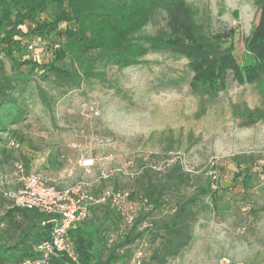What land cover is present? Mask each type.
<instances>
[{
  "label": "rangeland",
  "instance_id": "374dc122",
  "mask_svg": "<svg viewBox=\"0 0 264 264\" xmlns=\"http://www.w3.org/2000/svg\"><path fill=\"white\" fill-rule=\"evenodd\" d=\"M186 1L206 34L234 30L231 42L241 64L244 39L257 20L255 0ZM52 16L48 11L40 16L41 22H50ZM156 29L150 25L142 33ZM36 38L31 41L33 50L21 51L20 56L42 63L46 41ZM4 65L9 73L7 59ZM98 70L104 82L84 80L70 91L42 83L38 73L15 94L24 116L12 127L18 137L3 136L8 162H20L26 172L50 178L59 189L83 182L92 186V193L115 185L135 191L134 180L146 169L159 180L165 169L179 162L194 181L211 179L218 201L216 208L199 215L192 227V245L176 264H217L222 257L264 264V176L253 167L250 188L245 189L233 180L236 169L230 161L236 155H251L258 164L264 161V119L250 125L264 107V76L251 85H239L229 76L226 90L207 96L205 112L198 117V97L190 91L192 74L182 58L150 53L138 66ZM38 87L46 93L49 109ZM100 174L109 178L100 180ZM4 175L1 197L17 188L14 173L7 170ZM7 205L0 198V216ZM92 218L90 213L88 220ZM3 231L5 225L0 235ZM192 252L196 258L190 261Z\"/></svg>",
  "mask_w": 264,
  "mask_h": 264
},
{
  "label": "trees",
  "instance_id": "16d2710c",
  "mask_svg": "<svg viewBox=\"0 0 264 264\" xmlns=\"http://www.w3.org/2000/svg\"><path fill=\"white\" fill-rule=\"evenodd\" d=\"M254 4L257 20L244 39L240 64L231 42L234 30L206 34L186 0H0V179L7 170L14 173L18 162H8L9 151L3 148V136L18 137L12 127L24 116L15 94L23 92L38 73L42 83L70 91L84 80L104 82L99 68L126 69L138 66L150 53L168 52L187 61L190 91L198 97V117L205 112L207 96L226 90L229 76L239 85L257 82L264 76V0ZM48 11L53 12L52 19L41 22L40 16ZM150 25L156 31L143 34ZM34 37L46 41L45 62L20 56L26 50L22 42L31 44ZM1 54L10 63L9 73ZM38 88L49 109L46 93ZM253 116L250 125L264 119V107ZM230 161L236 169L233 180L245 189L250 188L253 167L264 176V161L255 163L251 155H236ZM150 173L151 169L142 172L134 180L137 189L127 191L135 212L130 226L109 202L92 208V220L67 233L75 259L62 254L49 264H129L141 248V264H168L189 247L199 215L216 208L217 189H212L211 179L194 181L179 162L165 169L159 180ZM111 190L126 191L116 185ZM0 198L8 203L0 216V226L7 227L0 235V264L36 260L35 248L49 239L52 217L13 207L3 195ZM121 209L126 213L125 204Z\"/></svg>",
  "mask_w": 264,
  "mask_h": 264
},
{
  "label": "built area",
  "instance_id": "2783aa9c",
  "mask_svg": "<svg viewBox=\"0 0 264 264\" xmlns=\"http://www.w3.org/2000/svg\"><path fill=\"white\" fill-rule=\"evenodd\" d=\"M22 43L26 50H33V45L24 41ZM43 57L48 58L47 51L43 53ZM13 171L17 188L15 191L4 193V198L13 207L35 210L52 217L53 224L49 239L35 248L38 258L34 261L26 260L23 264H49L51 259L58 258L62 254L74 260L75 255L67 233L77 224L88 219L92 208L102 204L109 202L112 208L120 212L124 216L123 223L126 226L133 223L135 212L133 204L128 200L127 191L113 192L111 189H103L98 193H92V186L83 182L59 189L52 184L50 178L39 173L26 172L24 165L20 162L14 164ZM107 178H109L107 175L100 174V180ZM124 204L126 213L121 209ZM142 258L143 249L141 248L134 252L129 264H141ZM217 264L244 263H235L227 257H222Z\"/></svg>",
  "mask_w": 264,
  "mask_h": 264
},
{
  "label": "crops",
  "instance_id": "0c3cea01",
  "mask_svg": "<svg viewBox=\"0 0 264 264\" xmlns=\"http://www.w3.org/2000/svg\"><path fill=\"white\" fill-rule=\"evenodd\" d=\"M193 234H192V241H191V243H190V245H192V242H193ZM190 245H189V247H190ZM188 248V247H187ZM186 248V249H187ZM186 249L185 250H183L181 253H180V255L179 256H177L175 259H172V260H170L169 262H168V264H176L177 262H179L180 261V258L184 255V253L186 252ZM196 256V254H194L193 252H192V254H191V256H190V261H193L194 260V258H196L195 257Z\"/></svg>",
  "mask_w": 264,
  "mask_h": 264
}]
</instances>
